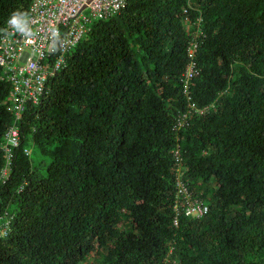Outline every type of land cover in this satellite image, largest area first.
Instances as JSON below:
<instances>
[{"label": "trees", "instance_id": "obj_1", "mask_svg": "<svg viewBox=\"0 0 264 264\" xmlns=\"http://www.w3.org/2000/svg\"><path fill=\"white\" fill-rule=\"evenodd\" d=\"M31 3L0 0V32ZM8 89L0 68V264H264V0H127L27 105L17 146ZM179 184L207 211L174 226Z\"/></svg>", "mask_w": 264, "mask_h": 264}, {"label": "built area", "instance_id": "obj_2", "mask_svg": "<svg viewBox=\"0 0 264 264\" xmlns=\"http://www.w3.org/2000/svg\"><path fill=\"white\" fill-rule=\"evenodd\" d=\"M124 6L125 0H33L25 22H18L17 26L5 23L0 33V68L11 86L8 110L16 119H21L26 105L41 101L50 79L66 67L67 52L87 32L88 26L118 13ZM195 48L193 44L183 74L185 93L197 75ZM5 138L10 146H17V130L11 129ZM178 196L173 207L174 225L182 212L188 217L206 213V206L193 199L181 184Z\"/></svg>", "mask_w": 264, "mask_h": 264}, {"label": "clouds", "instance_id": "obj_3", "mask_svg": "<svg viewBox=\"0 0 264 264\" xmlns=\"http://www.w3.org/2000/svg\"><path fill=\"white\" fill-rule=\"evenodd\" d=\"M33 1V0H32ZM126 1L127 0H125V6H126ZM31 5V4H30ZM125 6H124V8H125ZM30 7V6H29ZM124 8L123 9H121L118 13H116V14H114V15H111V16H109V17H107V18H105L104 20H106V19H109V18H111V17H114V16H117V15H119L121 12H123V10H124ZM28 12H29V9H28ZM20 15H22L21 13H18V12H14L13 14H12V16H11V18L9 19V20H7L8 21V23L10 24V25H13V26H17V24H18V22H21V23H23V22H25V20L27 19V16H26V18L24 19V20H18V17L20 16ZM28 15V14H27ZM186 19H188V18H186ZM6 21V22H7ZM98 21H100V20H98ZM93 22H95V21H93ZM92 22V23H93ZM186 22H188L187 20H186ZM91 23V24H92ZM90 24V25H91ZM90 25L88 26V30H89V27H90ZM190 26H192V24H189ZM5 26V25H4ZM4 28V27H3ZM3 30V29H2ZM1 30V31H2ZM88 30H87V32H88ZM86 31H85V33L82 35V37L87 33ZM1 33V32H0ZM203 35V31H202V20H201V18H198L197 20H196V28L194 29V31H193V36L194 37H196L197 39H199V37H201ZM82 37L79 39V41L82 39ZM78 41V42H79ZM78 42L76 43V45L78 44ZM193 44H195L194 43V41H192L191 43H190V47H189V49H188V53H189V51L192 49V45ZM198 44V43H197ZM197 44H195V46H196V48H197ZM76 45H74L71 49H73ZM196 48H195V51H196ZM71 49H69V51L71 50ZM68 51V52H69ZM195 51H194V54H195ZM68 52H67V54H68ZM67 54H66V65H67ZM66 68V67H65ZM64 68V69H65ZM63 69V70H64ZM2 70V69H1ZM63 70H61L60 72H62ZM60 72H58V73H60ZM57 73V74H58ZM57 74L53 77V78H51L50 79V81L52 80V79H54L56 76H57ZM49 81V82H50ZM49 85V84H48ZM7 86H8V91H7V99H6V110L9 112V113H11L12 114V117H13V120H12V122L10 123V125L8 126V129L6 130V132L4 133V136H3V138H5V135L7 134V133H9V132H11V129H15V130H17V133H18V139L17 140H19L20 139V131H19V123L21 122V120H22V118H23V114L25 113V111H26V109H27V105H26V107H25V110H24V112H23V114H22V116H21V119L20 120H18V119H16L15 118V116H14V114L11 112V111H9L8 110V103H10V98H9V96H10V89H11V86H10V84L9 83H7ZM48 88V87H47ZM47 88H46V91H45V93H44V95H43V97L46 95V93H47ZM43 97H42V99H43ZM42 99H41V101H42ZM38 102L37 104H35V106H38V105H40L42 102ZM28 105H32V104H28ZM30 150L29 149H25V154H27V155H29L30 154ZM8 170L6 169L5 171H4V173L3 174H6V172H7ZM173 225H174V223H173ZM177 225V224H176ZM176 225H174V226H176ZM6 233H5V230H0V236L1 235H5Z\"/></svg>", "mask_w": 264, "mask_h": 264}, {"label": "rangeland", "instance_id": "obj_4", "mask_svg": "<svg viewBox=\"0 0 264 264\" xmlns=\"http://www.w3.org/2000/svg\"><path fill=\"white\" fill-rule=\"evenodd\" d=\"M31 159L32 160H36L37 159V153H36V150L35 149H32Z\"/></svg>", "mask_w": 264, "mask_h": 264}]
</instances>
